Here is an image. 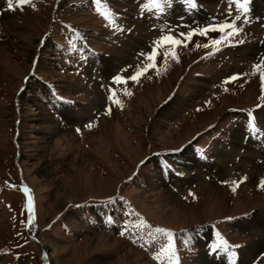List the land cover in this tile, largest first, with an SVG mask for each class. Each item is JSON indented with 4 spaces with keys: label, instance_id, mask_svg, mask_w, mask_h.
Listing matches in <instances>:
<instances>
[{
    "label": "rangeland",
    "instance_id": "374dc122",
    "mask_svg": "<svg viewBox=\"0 0 264 264\" xmlns=\"http://www.w3.org/2000/svg\"><path fill=\"white\" fill-rule=\"evenodd\" d=\"M104 2L0 0V264H264V0Z\"/></svg>",
    "mask_w": 264,
    "mask_h": 264
},
{
    "label": "snow or ice",
    "instance_id": "6c2138e0",
    "mask_svg": "<svg viewBox=\"0 0 264 264\" xmlns=\"http://www.w3.org/2000/svg\"><path fill=\"white\" fill-rule=\"evenodd\" d=\"M30 0H16V3H17V6H22L24 4H27L29 3ZM230 2L234 3L235 6L237 7V9L239 10H242L244 13H246L248 11L247 9V3H248V0H230ZM150 3L153 7L163 11V7L164 6H170V3H171V0H163V5L161 3V0H150ZM187 3H188V6L190 8H195L196 5L194 3V0H187ZM8 6L9 8L11 9L13 7V0H8ZM105 18H107V14H105ZM241 17L240 15H237L235 17L236 20H239ZM247 22V21H245ZM225 29H231V31H227L225 32ZM209 30H218V31H221V32H224V36L221 38V40H215L213 41L214 44H220L222 42V40H227L228 38L234 36V35H237L240 31V29L234 24V23H229V24H223L221 25L218 29L217 28H212V29H204L201 31L200 34H205L207 31ZM192 33H188L187 34V38L190 39ZM162 40L163 41H167L173 45H176V44H179L180 41L178 40H174L173 37L171 36H166V37H162ZM241 43L243 41H240ZM207 45H205L206 47ZM158 55V52L156 49H153L152 53L148 54V59L149 60H154V57ZM168 53H165V56L167 57ZM173 57L175 58V54L174 52L172 53ZM261 65H264V58H261V61L260 63L254 65V69L259 71L260 72V79H261V82H262V85H264V68L261 67ZM155 65L154 64H151L149 65V67H154ZM147 71V68H144L143 70H138L135 74H133L130 79L131 80H138V78L144 74V72ZM238 77L237 76H232L229 78V80H235L237 79ZM116 81H121V78L119 76H117L116 78ZM226 83L229 82V81H225ZM126 94H129L130 93H126ZM112 97H110L111 99ZM117 103H119L118 101H115ZM249 129L252 130V131H255L256 128H255V118L252 117V114L249 113ZM89 127H91V125H89ZM236 182H233V184H235ZM238 186V185H237ZM261 187H264V180L261 181ZM233 191H235V187L232 189ZM157 232H160V233H164L166 232L165 229H162V228H157L156 229Z\"/></svg>",
    "mask_w": 264,
    "mask_h": 264
},
{
    "label": "crops",
    "instance_id": "0c3cea01",
    "mask_svg": "<svg viewBox=\"0 0 264 264\" xmlns=\"http://www.w3.org/2000/svg\"><path fill=\"white\" fill-rule=\"evenodd\" d=\"M102 2H103V0L100 3L96 4V8H95V4H94V6H92L93 8L91 10L96 11L98 13L101 12L100 13L101 17H105V14H107V17H108L109 13H110L109 7L105 3L103 4ZM112 7H114V6H112ZM157 187L154 186L153 189L155 190ZM169 190L171 192H173L171 189H169ZM105 218L108 220V217H105ZM130 218L131 217H129V219ZM137 219H141V218H137ZM142 219L144 220V218H142ZM134 221L136 222L137 220H134ZM137 224H139V226H141V222L138 221V223H136L135 225H137ZM112 227H113V229L115 228L114 225H112ZM151 229H153V224L148 228L149 231H151ZM167 234H169V232L165 233L166 236H168ZM211 235L214 236V232L213 233L211 232ZM193 240H194V236H193ZM201 245H202V247H200V248H202V249H200V252H202V258H203V256L206 257V259H204V260L203 259H197V260L195 259L196 261L194 259H191L190 261L189 260H182V259L180 260L177 258V256H176V258H173V254L170 251L169 252H160L161 248L158 245L153 247V249L151 251V255H148L147 259H149L151 262L154 259L152 257L155 256V258L157 259V262L159 259L160 264H220V263L231 264L230 256H232V255H229V254H232L233 247H231L230 245H228V244L225 245L223 243L222 244H214L213 246H210V247H205L204 244H201ZM216 248H218V249H216ZM193 249H194V246L192 244L191 245L188 244L187 250H189L192 253V252H194ZM219 249H221L220 252H222V254H220L219 252H217L215 254L214 251L219 250ZM152 253L154 256L152 255Z\"/></svg>",
    "mask_w": 264,
    "mask_h": 264
},
{
    "label": "bare ground",
    "instance_id": "6f19581e",
    "mask_svg": "<svg viewBox=\"0 0 264 264\" xmlns=\"http://www.w3.org/2000/svg\"><path fill=\"white\" fill-rule=\"evenodd\" d=\"M66 202V201H65ZM67 202H68V200H67Z\"/></svg>",
    "mask_w": 264,
    "mask_h": 264
}]
</instances>
